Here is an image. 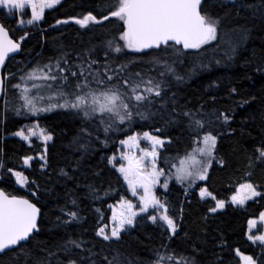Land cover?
I'll return each instance as SVG.
<instances>
[{
    "label": "trees",
    "instance_id": "trees-1",
    "mask_svg": "<svg viewBox=\"0 0 264 264\" xmlns=\"http://www.w3.org/2000/svg\"><path fill=\"white\" fill-rule=\"evenodd\" d=\"M97 3L98 0H62L56 8L45 11V17L39 24L22 28L16 20H5L0 15V20L4 21L14 41L20 40L25 32L28 33L22 42L20 54L8 60L3 69L2 76L12 73L14 77L9 76L5 81L6 94L3 93L0 102V163L5 166L0 169V189L10 195L27 198L41 208L38 234L25 245V249L31 250L34 257H40V247L55 250V245L68 235L87 242L88 247L97 244L99 248L95 229L109 223V205L118 203L122 196L131 200L122 179L107 163V158L118 156L121 140L147 131L166 141L158 155V168L165 172L164 181L167 180L168 189L162 186L156 194L161 200L167 201L170 215L178 218L182 205L185 215L178 235L173 240L167 239V233L160 223H151L147 219L148 214H143L137 218L135 228L122 233L121 240L113 242L111 247L118 249L135 264H149L156 258L157 249L164 253L165 249L160 247L162 242L185 255L191 252L192 245H196L199 248V264H216L218 257L224 260V264H241L233 251L237 247L243 254L257 259V264H264L261 251L264 247L251 244L245 236L248 219L256 218L264 211V198L257 197L239 208L226 205L219 214L209 216L205 221L203 217L207 207L214 202L202 203L196 193L199 187H207L218 199L227 201L240 184L252 183L264 196V166L253 169L246 166L251 148L254 143H258L260 136H264V7H261V0H207L204 5L206 11L225 17L220 36L217 41L199 50L186 52L179 48L178 53L181 52L183 56H179L175 48H161L148 53H130L127 49L121 53L112 51L106 41L115 42L118 39L117 25L121 23L114 19L110 23L105 22L103 27L91 26L88 29H81L74 23L56 25L57 19L81 16L88 10L95 14ZM247 5L254 7L249 8ZM24 18L28 19L29 15L25 13ZM62 52L70 54L68 58L72 70L77 72L80 69L76 65L83 64L87 69L91 59L98 61L92 65L93 72H103L105 63L115 68L129 60L133 61L129 64V71L165 81V98L174 94L177 110L196 109L201 105L209 112L215 108L234 109L231 128H225L226 134L218 140L217 156L223 158L225 166L221 167L214 161L209 169L210 178L197 181L189 189L190 195L185 197L187 185L177 183L170 174L175 171L173 165L177 166L195 145L184 123H165L169 119L171 104L160 109L157 103L151 109L156 112L155 116L148 120L136 117L132 124L122 125L121 131L109 132L106 145L96 140L97 133L93 127V144L87 154H82L72 144L73 137L82 126L81 118L73 111L56 108L33 116L21 108L22 114L17 115L14 109L20 108L23 101L19 99V91L12 88L11 84L20 83V76L38 62L49 63V58L54 62ZM106 54H112L114 58H102ZM136 61H157V65L145 68L135 65ZM165 65L171 66L184 79L177 81ZM161 72L165 73L163 77L160 76ZM233 87L237 89L238 95L229 96ZM41 93H45L47 98L51 95L47 89L41 90ZM30 94H36V90ZM213 97L216 99L214 105ZM243 100L250 102L238 107ZM42 102L47 106L55 101ZM32 122L45 134L53 136V140L46 145L48 165L43 170L41 165L44 161L41 162L38 157L44 152L45 145L36 141L27 145L13 137V133ZM156 128L163 131L156 132ZM232 129L235 131L232 132ZM229 132L230 135L227 134ZM98 134L100 140L105 139L102 127ZM253 137H256V141ZM24 156L33 157L29 166L23 165ZM9 167L23 172L30 184L19 188L11 173L7 172ZM61 169L73 179L62 176ZM248 172H251L250 176ZM32 181L36 183L32 184ZM37 185L40 191L34 197L32 192L37 189ZM88 185L95 187L98 198L90 193ZM71 199L77 200L83 219L71 227L57 226L56 218L62 216L60 208L65 204L71 208ZM96 209H100V212H96ZM221 239L228 245L223 250L218 246ZM13 255V252H8L0 256V264H12Z\"/></svg>",
    "mask_w": 264,
    "mask_h": 264
},
{
    "label": "snow or ice",
    "instance_id": "snow-or-ice-1",
    "mask_svg": "<svg viewBox=\"0 0 264 264\" xmlns=\"http://www.w3.org/2000/svg\"><path fill=\"white\" fill-rule=\"evenodd\" d=\"M61 3L62 0H0V15H3L5 20H16L21 27L25 23L36 26L43 21L46 9H54ZM205 3L207 0H98L95 14L92 10H88L81 16L57 19L56 25L74 23L81 29H88L91 26L103 27L105 22L110 23L113 19L119 21L121 23L117 25L118 39L115 42L114 40L106 41L109 49L116 53H121L125 49L130 53H143L146 49H161L162 46H164L163 50L175 48L177 52L179 47L176 46H182L185 50H199L202 46L218 40L225 21L224 16L213 15L206 11ZM261 7H264V0H261ZM28 9L31 10V16L25 19V12ZM27 36L28 33L25 32L20 40H25ZM20 49V43L10 38L9 29L4 21L0 20V68L4 67L10 53L18 52ZM69 55L68 52H62L54 62L52 58H49V63L38 62L20 76L23 83L11 84L12 88L19 91V99L23 101L20 108L14 109L17 115L22 114L21 108L32 115L49 112L55 108L73 111L78 118H81L82 126L73 137L72 144L82 154H87L93 144V127L97 133L96 140L106 145L109 132L121 131L122 125L132 124L136 117L148 120L155 116L156 112L151 109L156 107L157 103L160 109H165L171 104V110L168 112L169 119L165 123H184L195 145L191 152L180 159L179 167L173 165L176 171L170 174L175 176L177 183L182 186L187 185L185 197L190 195L189 189L196 185L197 181H207L210 178L209 169L214 161L221 167L225 166L223 158L217 156L218 140L226 134L225 128H231L230 121L234 119V109L215 108L209 112L204 110V105H201L196 109L177 110L175 95L165 98V81L150 76L146 78L141 72L129 71V64L133 61L129 60L115 68L105 63L103 72L99 70L93 72L92 65H96L98 61L91 59L87 69L83 67V64L76 65L80 69L77 72L72 70ZM165 67L172 72L177 81L184 79L183 76L176 74L171 66L165 65ZM164 75V72L160 73L161 77ZM9 76L14 77V74L0 76V92L5 94V81ZM29 82H31L30 85ZM43 89L51 93L48 100L55 102L41 107L38 105L45 99L41 94ZM33 90H36L34 95L30 94ZM232 95H238L235 87L229 91V96ZM251 99L255 100V97ZM249 102V100H243L237 106L243 107ZM215 103L216 99L213 97L212 104ZM101 127L105 133L104 140H100L98 134ZM155 131L161 132L163 129L156 128ZM234 131L232 129V132ZM227 134L230 135L231 132ZM13 135L28 142L31 136L36 135V132L34 128H29L25 134V131L20 129ZM40 135L45 143V150L39 157L44 161L41 165L43 170L48 165L46 145L48 141L53 140V136L45 134L43 130ZM141 138L150 142L152 147L151 151L142 149V154L137 158L129 153L131 149L139 147L138 142ZM253 140L256 141V137H253ZM164 143L165 141L159 136L151 135L147 131L143 132L142 137L140 134H133L120 141V144L128 149L120 156V159L126 163L116 167V157L107 158V163L120 174L132 196L138 198L139 205L137 207L123 196L118 206L109 205L112 208L109 219L111 227L109 228V224H103L95 229L99 248L97 244L88 247L87 242L73 239L71 235H68L55 245V250L40 247L39 251L42 255L34 257L31 250L25 249V245L34 238V233L39 231L38 217L41 214V208L27 198L10 195L0 189V256L13 252L12 264H135L118 249H113L111 245L121 240L122 233L135 228L137 218L149 213V210L157 214L148 215L147 219L153 224L161 222L167 233V239L169 241L175 239L185 215L184 207L183 205L180 207L178 218L173 217L169 214L167 201L161 200L155 191L160 178L165 175L164 170L159 169L156 164L158 148ZM149 157L151 158L150 167L146 163ZM22 160L24 166H29L33 157L24 156ZM246 166L249 169L264 166V136H260L258 143H254L247 155ZM4 167V164L0 163V169ZM7 172L15 177V182L20 187L30 184L23 172L15 171L11 167L7 168ZM60 174L67 179H73L64 169L60 170ZM247 175L250 176L251 172ZM162 186L165 190L168 189L167 180ZM88 188L90 193L98 198L95 187L88 185ZM39 191L37 185L32 196H38ZM198 196L202 203L214 202L207 207L203 217L205 221L209 216L217 215L226 208V201L218 199L207 187H199ZM255 197L264 198L262 193L257 191L256 185L243 183L237 188L236 194L230 197V202L233 206L242 207L247 200ZM70 203L71 208L67 204L60 208L62 216H57V226L71 227L83 219L77 200L71 199ZM96 212L99 213L100 209H96ZM101 219H103L102 215ZM260 224H264V211L259 213L258 220L252 218L247 221L245 236L253 245L257 242L264 245V232L253 234V230ZM218 246L222 250L228 247L223 239ZM160 247L165 249L164 253L157 249L156 258L149 264H199L197 259L199 248L196 245H192L188 255L177 253L176 249L171 248L167 243L162 242ZM233 251L235 256L240 258L241 264H257V259H254L252 255L243 254L238 247ZM261 251L264 254V249ZM216 264H224V260L218 257Z\"/></svg>",
    "mask_w": 264,
    "mask_h": 264
},
{
    "label": "rangeland",
    "instance_id": "rangeland-1",
    "mask_svg": "<svg viewBox=\"0 0 264 264\" xmlns=\"http://www.w3.org/2000/svg\"><path fill=\"white\" fill-rule=\"evenodd\" d=\"M47 10H50V9H46L45 11H47ZM25 13H27L28 15H29V18H30V16H31V10L30 9H28V10H26V12ZM24 26H28L26 23L22 26V27H24ZM19 27H21V26H19ZM21 27V28H22ZM177 54L179 55V56H183L184 54H181V52L180 53H178L177 52ZM102 58H106V59H113L114 58V55H112V54H106V56L104 57V56H102ZM103 61V60H102ZM110 61V60H109ZM155 63H157V61H151V62H147V63H143V62H140V61H136L135 62V65H138V66H142V67H145V68H147L148 66H156L157 64H155ZM153 64V65H152ZM133 69V68H132ZM20 83H23L22 81H20ZM31 84V82H29V85ZM42 95H45V93L43 94V93H41ZM45 97V99L43 100L44 102H47L48 101V98L46 97V96H44ZM38 106H41V107H43L44 106V104H43V102L41 101L40 103H39V105ZM56 109V108H55ZM55 109H53V110H55ZM53 110H51V111H53ZM32 115V114H31ZM33 116H35V115H33ZM37 126V124L36 123H34V122H32V123H30V124H27V125H24L23 127H21L20 129H23L24 131H25V134H27V131H28V129L29 128H34V130H35V132H36V135H34V136H31L30 137V140L28 141V142H26V141H23V140H21L20 139V137H17V136H15V135H13V137H15V138H17V139H19V140H21L22 142H24L25 144H30V142H32V141H36V142H40V143H42V144H44L45 145V143H44V141H43V139H42V137H41V135H40V132H41V129H39V127H36ZM19 129V130H20ZM45 133V132H44ZM137 134V133H136ZM138 134H140V136L142 137V135H143V133H138ZM151 135H154V134H152V133H150ZM133 135V134H132ZM126 139V138H125ZM163 140V139H162ZM165 141V140H164ZM49 142V141H48ZM47 142V143H48ZM139 147L138 148H133V149H131V151H130V155H134V156H136L137 158L142 154L141 153V150L142 149H144V150H148V151H151V144H150V142H148L147 140H145V139H143V138H141L140 140H139ZM165 143H166V141H165ZM164 143V144H165ZM164 144L162 145V146H160L159 148H158V155H159V153H160V151L163 149V146H164ZM119 147H120V151H119V153H118V156L116 157V167H119V165L121 164V163H126V161H123V160H121L120 159V156H121V153L122 152H125V151H128V149L127 148H125V146H123V145H121V144H119ZM38 159L40 160V158L38 157ZM150 160H151V158L149 157V158H147L146 159V163L149 165V167H150ZM41 162H43L42 160H40ZM156 164H157V167H158V158H157V160H156ZM179 165H180V162L178 163V165H177V167H179ZM113 169H115V168H113ZM116 171V170H115ZM175 171H176V169H175ZM175 171H174V173H175ZM173 173V174H174ZM117 174L120 176V174L117 172ZM173 177H174V179H175V176L173 175ZM120 178L122 179V181H123V184L125 185V187H126V189H127V191H128V194L130 195V198H131V200H129V201H131L134 205H136L137 207H138V205H139V200H138V198L137 197H134V196H132V194H131V192L128 190V186H127V184L124 182V180H123V178L120 176ZM13 179H14V181H15V177H13ZM162 181H164V176H162L161 178H160V183L156 186V189H155V191L157 192V190L158 189H162L161 187H162ZM16 183V182H15ZM19 188H22V187H20L18 184H16ZM201 187H203V186H201ZM239 187V186H238ZM237 187V188H238ZM24 188V187H23ZM237 190V189H236ZM141 192H142V190H141ZM198 192H199V188H198V190L196 191V193H197V196H198ZM234 194H236V191L234 192ZM232 196V195H231ZM230 196V197H231ZM230 197L228 198V200L226 201V205H231V202H230ZM198 198H199V196H198ZM257 197H255V198H253V199H251V200H247L246 202H245V204L244 205H246L247 203H249V202H251V201H253L254 199H256ZM118 204H119V202L118 203H116V204H114V205H112V206H118ZM231 206H233V205H231ZM233 207H241V206H233ZM243 207V206H242ZM161 212L163 211V210H160ZM148 215H151V214H157V213H155L153 210H149V213H147ZM111 215H112V208L110 207V217H111ZM143 215V214H142ZM258 218H259V215L255 218V219H257L258 220ZM110 219V218H109ZM151 222V221H150ZM152 223V222H151ZM158 223H160L161 224V222H159L158 221ZM109 224V228L111 227V225H110V223H108ZM260 232H264V224H260V225H258V227L256 228V229H254L253 230V234H259ZM250 242V241H249ZM251 243V242H250ZM252 244V243H251ZM257 244L258 245H261L259 242H257ZM262 247H264V245H261Z\"/></svg>",
    "mask_w": 264,
    "mask_h": 264
},
{
    "label": "water",
    "instance_id": "water-1",
    "mask_svg": "<svg viewBox=\"0 0 264 264\" xmlns=\"http://www.w3.org/2000/svg\"><path fill=\"white\" fill-rule=\"evenodd\" d=\"M9 36H10V35H9ZM10 38H11V37H10ZM11 39H12V38H11ZM25 39H26V38H25ZM16 42H17V43H20V45H22V42H23V41L18 40V41H16ZM163 47H164V46H162V48H163ZM176 47L181 48L183 51H194V50H196V49H188V50H185V49L182 48V46H176ZM155 50H157V49H146V50H144L143 53H148V52L155 51ZM20 51H21V49H20L18 52L10 53V54H9V57H8V58L6 59V61H5V65H6V63H7L8 60H10V59H12V58L18 56V55L20 54ZM5 65H4V67H5ZM4 67H3V68H0V76H2V72H3ZM2 97H3V92H0V102H1V100H2ZM39 217H40V216H39ZM39 217H38V223H39ZM36 234H38V232H37V233H34V235H36Z\"/></svg>",
    "mask_w": 264,
    "mask_h": 264
},
{
    "label": "bare ground",
    "instance_id": "bare-ground-1",
    "mask_svg": "<svg viewBox=\"0 0 264 264\" xmlns=\"http://www.w3.org/2000/svg\"><path fill=\"white\" fill-rule=\"evenodd\" d=\"M40 218V217H39Z\"/></svg>",
    "mask_w": 264,
    "mask_h": 264
}]
</instances>
